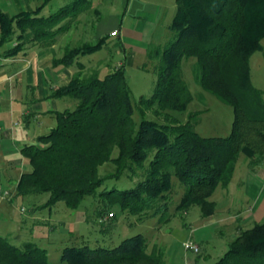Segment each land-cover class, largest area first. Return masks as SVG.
I'll return each mask as SVG.
<instances>
[{"label":"trees","instance_id":"1","mask_svg":"<svg viewBox=\"0 0 264 264\" xmlns=\"http://www.w3.org/2000/svg\"><path fill=\"white\" fill-rule=\"evenodd\" d=\"M48 1L12 15L0 9V58H14L30 46H49L69 28L74 14L90 5L88 0H70L41 15ZM173 1V16L165 26L170 37L144 51L155 61V77L150 95L138 97L136 125L123 63L101 77L80 73L84 64L78 57L100 50L106 36L65 46L51 59L52 66H72L74 72L49 96L72 98L74 106L55 111L48 132L19 148L27 169L18 175L14 196L47 193L43 206L61 201L68 209L91 196L100 201L93 210L95 218L114 203L121 213L148 218L166 213L175 177L182 192L174 211L195 206L204 218L213 214L211 194L217 186L225 189L239 153L248 159V167L263 162L264 102L262 92L251 85L247 60L258 50L264 58V0ZM189 57L194 58L195 83L231 108L225 136L195 131L194 117L200 111L187 112L183 121L174 116L183 114L191 101L179 66ZM148 109L161 121L143 119ZM106 162L112 170L98 175V167ZM120 176L135 177L133 186L97 191L105 180ZM225 246L209 264H264V221L237 231ZM146 247L139 233L110 248L66 245L58 252V264H163L162 252H147ZM46 263L44 248L30 241L17 247L0 235V264Z\"/></svg>","mask_w":264,"mask_h":264},{"label":"rangeland","instance_id":"2","mask_svg":"<svg viewBox=\"0 0 264 264\" xmlns=\"http://www.w3.org/2000/svg\"><path fill=\"white\" fill-rule=\"evenodd\" d=\"M69 1L51 0L44 5L41 15L45 16ZM108 1L111 6L101 2L102 5L98 7L101 11L98 15L96 14L99 12L94 14L88 6L74 14L69 22L70 26L73 24V28H69L70 36L61 37L60 35L53 41L55 44L53 57H58L65 46L93 42L95 39H89L91 34L95 33L98 37L106 36L100 50L78 57V61L84 64L80 73L82 76H87L95 72L101 77L113 67L123 63L124 79L131 94V106L134 108L131 120L136 125L139 121L138 97L150 95L155 77L152 67L155 61L147 59L144 51L150 47V44L154 46L165 43L170 33L166 31L167 36L157 44L153 41L145 45L133 40L134 32L137 30L132 28L133 23L129 24V19L133 16L131 11L118 28L124 0ZM30 6L33 7V5ZM131 6L146 8L140 1L137 3L133 1ZM4 10L8 13L12 11L10 8ZM140 15L142 18V13ZM112 27L114 31H110ZM125 28H129L130 35H125ZM117 30H119L118 34H115ZM123 35L125 37H122ZM257 57L261 59L260 52L254 53L249 60L252 74ZM193 62L194 58L189 57L182 58L179 63L180 77L191 93V101L187 103L183 114L173 115L180 119L179 121H183L187 112L200 111V114L194 117V130L201 136H225L229 132L231 108L220 102L214 94L201 90L195 83L191 77ZM262 68V87L264 88V66ZM252 74L251 85L254 87L257 83H254ZM26 93L29 94V90H26ZM55 102L56 110L60 111L70 110L74 106V100L66 96L57 98ZM153 111L148 109L143 119L161 121L162 118L156 117ZM114 154L115 150L111 155ZM15 157H20L25 166L27 165L19 153H15ZM247 165L248 159L239 153L225 189L217 186L211 194L210 200L215 204L213 214L204 218L200 216L195 206H190L187 211H174L173 206L182 192V187L175 177H171V191L168 195L170 200L166 213L148 218L129 214L126 211L121 213L116 203L110 205L100 218H95L93 210L97 208L96 204L99 200L92 199L91 196H84L76 209H68L61 201L51 206H43L47 193L14 196V183L0 180V190L9 192L8 195L0 192V235L17 247L30 241L44 248L47 254L46 264H58V252L66 245L71 247V245L87 244L90 247L110 248L123 237L136 233L145 238L147 252L153 249H159L162 252L163 264H191V262L192 264H209L225 250V245L237 231L248 228L253 223L264 221V175L259 178V184L253 186L251 182L247 189H244L243 183H240V186L238 184L244 178L247 168H250ZM111 170V163L106 162L98 167L97 173L105 175ZM135 179V177L126 178L125 176L107 179L97 191L103 187H106L107 191L111 187L120 190L131 187ZM109 212H113V215L108 216ZM186 241L195 244L197 251L191 252L183 248V243Z\"/></svg>","mask_w":264,"mask_h":264},{"label":"crops","instance_id":"3","mask_svg":"<svg viewBox=\"0 0 264 264\" xmlns=\"http://www.w3.org/2000/svg\"><path fill=\"white\" fill-rule=\"evenodd\" d=\"M42 0H0V9L7 14L29 11L38 5ZM49 0L48 2H50ZM89 1V10L94 14H100L101 2L111 6L108 0ZM134 2H142L147 8L131 6ZM124 0L123 10L120 13V24H123L127 14L131 11L132 15L129 24L133 23V40L140 41L142 44L159 43L166 36V24L173 16L175 4L173 0ZM47 2V3H48ZM33 3V4H32ZM45 3L44 5H46ZM30 5H33L31 7ZM12 9L11 13L4 9ZM43 9V8H42ZM140 10V12H139ZM42 13V10L40 14ZM143 17L141 18V14ZM77 20V19H76ZM73 22V21H72ZM76 22V21H75ZM78 24V23H77ZM69 28H73V24ZM67 28L61 37L70 36L71 31ZM123 28V27H122ZM124 29V28H123ZM113 27L110 31H114ZM125 35H130L129 28H125ZM119 30L115 34H118ZM97 34H91L89 39H96ZM123 35L122 37H125ZM126 36V37H127ZM101 37V36H100ZM120 37V36H119ZM264 48V37L260 40ZM54 45L45 47L30 46L23 50V54L14 56L11 59L0 58V180L7 183H14L18 175L25 171L27 167L15 153L20 154L19 148L24 144L33 143L36 136L48 132L54 125L53 113L56 110V99L50 97L52 90L69 80L74 72L70 66H52L50 61L54 54ZM144 46V45H143ZM256 52H259L256 51ZM254 52V53H256ZM252 53V55L254 54ZM261 53V52H260ZM251 55V56H252ZM251 56L247 60L249 66V79L251 80L252 66L249 63ZM256 65L253 69L254 88L262 92V101L264 102V88L262 87L264 58L261 53L256 58ZM50 63V64H49ZM29 90V94L26 93ZM22 157V156H21ZM262 172V173H261ZM264 175V159L259 165L253 168H247L244 178L238 184L243 183L244 189L253 183V186L259 184V178ZM239 180V179H238ZM195 230V229H194ZM196 231V230H195ZM200 240V239H199ZM197 241V239H196ZM201 241V240H200ZM192 264V262H191Z\"/></svg>","mask_w":264,"mask_h":264},{"label":"built area","instance_id":"4","mask_svg":"<svg viewBox=\"0 0 264 264\" xmlns=\"http://www.w3.org/2000/svg\"><path fill=\"white\" fill-rule=\"evenodd\" d=\"M0 192H1L2 194H4V195H8V194H9L8 191H2V190H0ZM110 215H111V213H108V216H110ZM182 247L185 248V249L188 250V251H191V252H196V251H197V247H195V244H193V243L190 242V241H188V242H187V241L184 242Z\"/></svg>","mask_w":264,"mask_h":264}]
</instances>
